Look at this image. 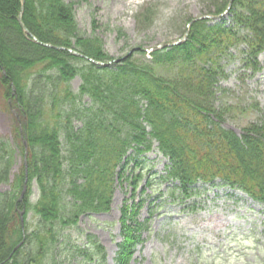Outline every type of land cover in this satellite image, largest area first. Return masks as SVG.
<instances>
[{
	"label": "trees",
	"instance_id": "16d2710c",
	"mask_svg": "<svg viewBox=\"0 0 264 264\" xmlns=\"http://www.w3.org/2000/svg\"><path fill=\"white\" fill-rule=\"evenodd\" d=\"M229 2L216 0L207 12L218 19H198L189 28L194 19H188L183 43L152 51L149 58L143 47L134 48L126 59L104 66L69 51L113 60L100 37L81 33L74 3L25 0L24 24L39 41L64 48L57 49L39 44L21 27V0H0V90L16 110L23 157L11 180L14 148L0 135V184H10L0 192V264H58L66 231L82 215L111 209L117 180L131 163L126 179L132 174L137 189L146 155L154 150L168 160L159 178L172 200L186 203L199 196L200 187L224 186L264 204V121L250 122L238 134L223 126L225 110L216 106L218 84L226 76L223 60L234 50L242 48L244 67L253 74L262 69L264 0H233L227 23ZM153 16L154 8L146 6L138 21L150 26ZM24 139L28 182L19 201ZM136 166L141 168L134 175ZM33 182L39 191L34 202ZM136 214L122 208L124 239L116 264H128L140 240L144 223ZM78 253L106 262L97 241Z\"/></svg>",
	"mask_w": 264,
	"mask_h": 264
},
{
	"label": "rangeland",
	"instance_id": "374dc122",
	"mask_svg": "<svg viewBox=\"0 0 264 264\" xmlns=\"http://www.w3.org/2000/svg\"><path fill=\"white\" fill-rule=\"evenodd\" d=\"M65 1L74 3L81 33L100 37L113 60L138 47H143L149 58L150 48L183 37L186 21L206 16L209 10L214 11L216 3V0ZM146 6L154 8L150 26L138 21ZM224 18L231 22L229 14ZM241 49L234 50L232 58L223 60L226 76L220 80L216 95V106L225 110L223 126L238 134L250 122L264 121V52L258 58L262 69L253 74L244 67ZM80 82L78 77L72 81L74 90ZM13 110L11 100H6L0 90V135L14 148L11 180L23 164L17 146L19 124ZM167 163V158L157 150L148 153L137 189L132 184V174L126 179L133 171L131 163L125 177L117 180L111 209L82 215L77 225L66 231L67 237L61 241L55 258L57 263L98 264L84 260L78 253L91 241H97L106 251L103 264H116L118 243L124 239L120 218L122 208L127 206L144 223L128 264H264V205L224 186L200 187L199 196L186 203L172 200L166 194L167 184L159 178ZM135 168L134 175L141 166ZM9 190V183L0 184V192ZM31 190L30 200L34 202L39 195L35 182ZM31 216L30 213V222ZM134 227L136 223L131 226V234Z\"/></svg>",
	"mask_w": 264,
	"mask_h": 264
},
{
	"label": "water",
	"instance_id": "95a60500",
	"mask_svg": "<svg viewBox=\"0 0 264 264\" xmlns=\"http://www.w3.org/2000/svg\"><path fill=\"white\" fill-rule=\"evenodd\" d=\"M21 1H22V10H21V12H20V16H19L18 19H19V23H20L21 27L25 30V32H26L27 34H29L30 36H32V37L34 38V40H35L36 42H38L39 44H42V45L47 46V47H52V48L64 49L63 47H58V46H54V45H52V44L43 43V42L39 41L38 38H36V37H35V36H34V35L28 30V28L26 27V25L24 24V22H23V20H22V15H23V10H24L25 0H21ZM232 2H233V0H230V3H229V6H228V9L231 7ZM207 17H213V16L208 15V16H204V17L196 18V19L192 20V21L189 23V25L192 24L194 21H196V20H198V19H204V18H207ZM189 25H188V27H189ZM187 37H188V30L186 31V33L184 34V36H183L182 38H179V39H177V40H175V41H172V42H169V43L160 44V45H158V46H155V47L151 48L150 51H155V50H158V49H165V48L172 47V46H174V45L181 44V43H183L184 41H186ZM70 51H71V52H74V53L77 54V55L83 56V57L87 58L88 60H90V61H92V62H94V63H96V64H98V65H104V66H105V65H110V64H112L113 62L119 61V60H112V61H109V62H106V63H104V62H99V61H96V60H94V59H92V58H90V57H88V56H84V55H82V54H80V53H78V52H76V51H73V50H71V49H70ZM131 53H132V52H130L128 55H130ZM126 57H127V56L123 57L122 59H126ZM3 73H4V74L6 73L4 69H3ZM12 88H13V94L16 96V95H17V92H16V89H15V87L13 86V84H12ZM13 111L15 112V114H17L15 110H13ZM24 145H25V148H26V152H25V160H24V163H25V170H26V172H25V183H24V187H23L22 193H21V195H20L19 201H22V199H23V197H24V195H25V192H26V190H27V182H28L27 161H26V158H27V140H26V139H24ZM23 213H24V210H21V211H20V217H21V221H22V222H23ZM21 244H22V242H21L20 244H18V246H17L16 248H18L19 246H21Z\"/></svg>",
	"mask_w": 264,
	"mask_h": 264
}]
</instances>
